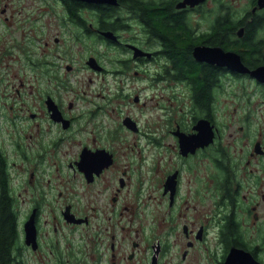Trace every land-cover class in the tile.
I'll return each mask as SVG.
<instances>
[{
	"label": "flooded vegetation",
	"instance_id": "af4514ba",
	"mask_svg": "<svg viewBox=\"0 0 264 264\" xmlns=\"http://www.w3.org/2000/svg\"><path fill=\"white\" fill-rule=\"evenodd\" d=\"M162 5L201 38L207 106L144 19ZM224 22L223 40L203 39ZM144 96L151 123L122 111ZM0 155L11 264L25 249L53 264H225L232 249L234 264H264V2L0 0Z\"/></svg>",
	"mask_w": 264,
	"mask_h": 264
},
{
	"label": "trees",
	"instance_id": "16d2710c",
	"mask_svg": "<svg viewBox=\"0 0 264 264\" xmlns=\"http://www.w3.org/2000/svg\"><path fill=\"white\" fill-rule=\"evenodd\" d=\"M151 25L152 31L158 33L163 41V52L175 64L182 74L188 76L194 85L196 102L199 106H207L210 99V83L214 77V69L190 56V45L201 38H194L186 30L180 14H173L167 5L149 7L144 18ZM231 26L224 22L218 24L211 35L203 39L223 40L227 28ZM225 40V39H224ZM215 41V42H216ZM226 43V41H225ZM251 50V49H250ZM246 57H249V53ZM5 175L3 173V159L0 155V185L4 188ZM16 215L11 209L10 199L3 191L0 198V264H11L12 248L18 246L16 232ZM229 232L234 231V223L227 225Z\"/></svg>",
	"mask_w": 264,
	"mask_h": 264
},
{
	"label": "rangeland",
	"instance_id": "374dc122",
	"mask_svg": "<svg viewBox=\"0 0 264 264\" xmlns=\"http://www.w3.org/2000/svg\"><path fill=\"white\" fill-rule=\"evenodd\" d=\"M130 73H133V71L132 70H130L129 71ZM136 82H137V80H136ZM14 83L16 84V81L14 80ZM137 83H139V82H137ZM92 85H93V83H90L89 84V88H91L92 87ZM128 91H130V90H128ZM144 99L147 101V104L145 105V106H143V107H139L137 104H132L130 101H127V102H125V104L124 105H122V111H125V110H128L129 112H131V113H135L137 116H138V118H139V120L140 121H142V122H147V121H149V123H151L152 122V120L155 118V116H156V114H157V112H158V110L155 108V105H154V98H151V96H144ZM131 100V99H130ZM112 107H114V109L116 108V111L117 112H119L118 111V104L116 103V102H112ZM99 121H101L102 123H104V124H107L108 122H110L111 121V119L108 117V118H106V117H101L100 119H99ZM154 125V124H153ZM152 124H151V127L153 126ZM135 135H128V139H129V141L131 142L132 140H134L135 139ZM76 148V145H74V148L73 149H75ZM129 151H130V149H129ZM145 152L146 153H150L151 152V149H150V147L148 146V147H146V149H145ZM67 154V153H66ZM65 154V155H66ZM20 213L22 214V215H24V213H25V210H21L20 211ZM44 217H49V215H48V213L47 212H44ZM41 255H44V253H41ZM23 257L25 258V260H26V264H47L48 262L50 263V264H53V260L52 259H47L46 257H49V258H51V256H46L43 260H42V262L41 263H39V260H36L35 259V257H34V253H30V251H28L27 249H25V251H24V253H23ZM88 259V257L87 256H85L84 257V260H87ZM68 264H75V263H73L72 262V259L69 261V263Z\"/></svg>",
	"mask_w": 264,
	"mask_h": 264
},
{
	"label": "water",
	"instance_id": "95a60500",
	"mask_svg": "<svg viewBox=\"0 0 264 264\" xmlns=\"http://www.w3.org/2000/svg\"><path fill=\"white\" fill-rule=\"evenodd\" d=\"M258 1L260 2V4H262L264 2V0H258ZM215 50H216V48L198 46L194 49V55L196 58H199V59L205 58V59L210 60V61H217V58H219L221 56L223 61H220V62L226 64L227 66H229L231 68H242V70L246 69V68H243L242 64L239 63L238 57L236 55H234L233 53H231L229 51H222L221 49L217 50L218 52H216ZM215 53H217L218 56L219 55L220 56L218 57L216 55V57H214ZM259 70H260V68H258L257 70L254 69L251 72L258 73ZM25 231H26V241L29 242V240H34V237H35L34 229L31 228L30 226H28V222H26V224H25ZM234 250L235 249H232L229 252V254L226 258L225 264H234Z\"/></svg>",
	"mask_w": 264,
	"mask_h": 264
}]
</instances>
